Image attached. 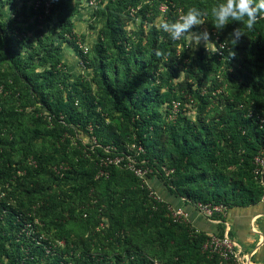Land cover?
I'll return each mask as SVG.
<instances>
[{
    "label": "trees",
    "instance_id": "trees-1",
    "mask_svg": "<svg viewBox=\"0 0 264 264\" xmlns=\"http://www.w3.org/2000/svg\"><path fill=\"white\" fill-rule=\"evenodd\" d=\"M39 1L38 7L33 6L31 14L27 16V12L20 10L19 6L33 0H0V12L9 7L10 20L7 23H12L13 26L8 34L6 31L3 35L0 32L5 38V54L11 59L16 57L15 54L19 52L11 45L17 43L19 47L34 53L41 66L47 65V70L41 74L44 81L32 79L27 68H19V60L10 64L8 72L0 67V96L21 100L23 95L17 86L19 82L26 95L35 102L39 100L38 96H42L47 114L37 115L34 122H49L46 124V133L57 136L61 148L56 151L61 154L60 160L69 167L61 170L64 180L78 183L85 196L92 192L97 199L95 206L101 211L99 221L106 219L114 229L110 234L113 240H109V244L121 252L118 258L124 255L128 264H155L145 255L129 252L134 241L126 234L127 228L122 216L132 208L133 216L129 220L133 223L132 227L146 225L144 230L153 228L159 233L160 242L167 248H173L177 259L187 261L197 255L196 259L200 256L208 264L221 260L217 254L208 251L200 253L209 237L201 232L199 238H195L188 226L166 218V204H156L161 207L157 214L151 207L152 199L148 200L147 191L138 185L135 176L130 180L124 179L117 172L120 168L114 165H96L81 150V146L86 149L90 145H81V141L80 148L69 151L70 136L74 137L77 132L94 136L102 146L100 148L108 145L117 147L114 153L116 155L122 152L127 153L125 155L131 154L125 144H135L139 152L138 162L143 159L147 162L145 167H153L155 170L158 168L160 181L180 202L190 205L223 204L228 209L259 204L264 197V187L254 174V158L264 149V19L258 20V24L252 29L250 41L245 46L248 49L246 62L237 70L236 78L242 77V85L248 87V94L243 97L242 87L231 90L226 95L219 94V102L212 114L208 108L213 101H217L216 96L200 95L196 121L180 112L181 108L175 119L169 122L166 118L170 111L162 116L158 108L161 105L170 107L175 101H182L183 96L170 87L173 85L164 82L166 73L162 67H167L171 73L172 76L168 74L170 80L183 67L187 68L186 77L180 85L190 79H197V83L200 82L202 86L211 81L208 76L213 75V85L210 87V93H213L221 86V83L218 84L219 69L223 64L231 65L228 60H219L218 54L205 55L202 49L196 52L191 50L192 55L188 56L189 50L184 39L174 41L169 33L157 28L154 22L161 13L162 4L167 6V22L179 19V14L172 10L175 0H101L100 4L105 6L97 14L102 15L105 22L98 42L94 45L93 55L89 56L92 50L87 55L81 50L78 52L84 67H90L93 71L92 79L83 81L84 90L81 91L57 87V81H63L67 69L60 58L62 46L59 43H65L75 50L78 48L72 30V17L76 11L70 6L69 0H51L48 12V0ZM186 11L187 8L183 7L181 14ZM55 15L59 20L57 19L58 25H54V40L50 42L44 37L46 32L42 27L53 21ZM31 18L36 41L29 38L23 27L24 22L27 23L26 20ZM135 18H140L142 25L150 24L148 32L142 28L136 32L127 30ZM220 38L226 42L222 35ZM181 45L182 50L179 52ZM237 47L232 50L235 51ZM232 50L225 51L226 57H229ZM157 51L161 55L158 56ZM188 57L189 63L185 64ZM3 61L4 57L0 56V66H3ZM231 79L233 80L232 77ZM157 80L164 82L162 87L169 86L170 90L166 94L149 89V85ZM92 83L99 89L98 94L92 93ZM79 84L81 82L78 79L73 86L77 87ZM50 93L53 96L51 103L48 100ZM17 106L20 107V103ZM104 112L105 116L102 115ZM2 113L1 108L0 116ZM19 114L17 107L8 113L11 118H16ZM90 127L93 132H90ZM66 133L70 134L69 137L65 136ZM44 159L46 158L36 157L35 173L39 174L42 169H46L42 168ZM55 160L53 157L51 161ZM164 165L172 172L166 174ZM7 169L5 164H0V181L5 178L4 171ZM102 169L108 175L97 179L96 176ZM31 184L39 186L36 180H32ZM19 186L27 193H32L25 183L19 182ZM11 194L17 198L16 192ZM106 197L109 212L105 213L100 206ZM57 209L58 204H53L52 198L36 205L34 201H29L28 206L21 199L15 205H11L6 199L0 201V227H7L6 230L0 228V264H5V259H8V264H38L39 260L31 262L28 256L22 254L23 244L28 246L30 243L31 248L35 245L31 238L21 235L20 231L28 227H33L34 230L37 218L46 229L47 219ZM150 215L154 218L147 220ZM26 240H29L28 244ZM48 242L45 244L52 248ZM65 249H55L53 264H100L103 260L95 258L88 251H67V246ZM33 250V254H39L42 247L36 248L38 252Z\"/></svg>",
    "mask_w": 264,
    "mask_h": 264
},
{
    "label": "rangeland",
    "instance_id": "rangeland-1",
    "mask_svg": "<svg viewBox=\"0 0 264 264\" xmlns=\"http://www.w3.org/2000/svg\"><path fill=\"white\" fill-rule=\"evenodd\" d=\"M91 1H94L93 5L91 4ZM175 1L176 3L173 4L172 10L173 12L179 14V17L182 15L181 12H183V7L187 9L190 7H197L209 12V15L204 18V23L202 25L197 26L190 33L181 37L182 39H184L186 47L189 50L188 56L192 55V53H190L191 50H194L193 52H196L202 49L204 54L207 56L218 54L219 60H222L223 62L228 60L231 63V65L223 64V66L219 69V72L217 73L220 75L218 84L221 83V86L218 87V90H216V92L214 91L213 93H210V87L213 85V75L208 76V79H210L212 82L208 81L206 84H202V86L200 82L197 83V79H190L189 81H187V83L180 85V83L183 82L186 77L187 68L183 67L181 71L178 72V75H176V77L174 78H171L170 80L168 74L170 75L171 73L167 70V67H162L164 73H166L164 82H168L173 85V87H170L176 93L182 94L183 97L181 98L183 99L182 101H175V103H173V105L170 107L161 105L158 108V112L161 115H167V112L170 111V114L166 119L167 121L171 122L175 119L177 113L182 108L180 112H182L192 121H196L199 111L200 95L211 94L212 96H216L217 101H213L208 108L212 114V112L216 110V104L219 102V94L222 93V95H226L229 94L231 90L239 89L240 87H242L243 89V97L245 96V94H248V87L242 85V77L236 78V76L238 74L237 70L240 69V66H242L241 64L246 62L248 49L245 46L250 41V34L252 29H248L244 26L243 23L240 22H230L225 29L217 30L214 26V18L211 16V8L218 3L223 2V0H183V3L182 0ZM100 2L101 0H69L70 6L76 11L75 15L72 17V30L78 48H76L75 50L65 43H59L62 46L60 58L67 65L63 81L59 80L62 81V83L59 85V81H57V87L59 88L67 87L68 89H71L73 91H81L84 90L83 81H90L93 77L92 68H84L83 66H81L78 52L82 47H88L90 50H92L91 52L89 50V56L91 57L93 55L94 45L98 42L100 31L105 22L104 17L97 14V11L105 6L101 5ZM33 6V2H24L20 4L19 9L22 11L25 10L27 12V16H29V14H31ZM166 11L167 6L165 4H162L160 6L161 13L154 22L157 28H159L158 26L160 23L166 21ZM9 15V7L2 9V11L0 12V32H2V35L4 31H6V34L10 33L11 28H13L12 23H7V21L10 20ZM57 19L58 17H56L55 15L53 21L44 24L42 27L46 32V36L44 37L48 38V41L50 42L54 40V25H58ZM26 22L27 23L24 22L23 24L26 34L29 35V38L36 41V32L34 30V26H32V18L30 20H26ZM257 24L258 22L256 23V25ZM149 27L150 24L143 23L142 25L141 19L135 18L127 27V30L136 32L142 28L145 32H148ZM236 27H241L242 31L245 33V36H243L240 39L239 43L236 45L238 46L234 51L236 53V56L234 58L226 57L225 51H227L228 49L232 50L233 48L229 33L232 32ZM204 29H207L212 34L211 40L207 42V45H205L204 42H201L197 36V34ZM55 32L58 33L57 29H55ZM220 34L225 38L224 40L227 43L221 40ZM2 35L0 34V56L4 57V61L3 66L0 67L4 68L8 72L10 71V64H13L15 60H19V68H21L22 70L24 68H27V72L32 79L44 81L45 79L44 77H41V74H43L45 70H47V65L41 66L39 58L34 56V53L19 47L17 43L11 46L19 53H16V57L11 59L8 55L5 54V38H3ZM217 37L220 38V41L226 44L225 50L221 51L217 46ZM55 43H58V41H55ZM178 49L180 52L182 50V45ZM20 58L22 61H20ZM188 63L189 57L185 60V64ZM109 72H111V70ZM231 77L233 78V80L231 79ZM78 79L80 80L81 84H79V86L77 87H74L73 84ZM164 82L157 80L149 85V89L151 91L155 89L162 95L166 94V92H168L170 88L169 86L162 87ZM21 85L22 84L20 82L17 85L23 95L21 100H17L20 103V107L17 106L19 103L17 104L16 97L3 98L0 96V106L3 110V113L0 116V138L2 140H0V164L2 166L5 164V167H8V169L4 171L5 178L0 181V195L4 192L5 196L2 199H6L11 205H15L19 199L24 200L27 206L29 205V201H34L35 205L42 204L44 200H48L49 198L53 199V204H58V209L46 221V229H44L45 226L43 225L41 220L37 218L35 220V224L37 226L34 228V230L33 227H28L20 231L21 235H26V237H28L29 239L31 238L32 241H34L33 244L35 245L31 248L29 240H26L25 242L29 244L28 246H24L23 244L21 248L22 254L24 256H28L31 262L39 260L38 264H53L54 252H56L55 249L66 250L65 248L67 246V251H81L84 253L85 251H88L95 258L103 259L101 260L100 264H128L124 255H122L121 258H118V254L121 252L118 251L115 247H111V245L109 244V240H113V238L110 237V234L112 231H114V229L113 227H110L111 224L106 219H104L103 221H99L98 217L101 211H99V209L95 206V202L97 199L93 197V193L90 192L87 196H85L83 194L81 186L77 185L78 183H74V181L69 182L67 180H64V176L62 175L61 170L64 168L69 169V167L67 163L60 160L61 154L56 151L57 149L60 150L61 148L57 136L54 134L50 136V134L46 133L48 129V126L46 124L49 123L48 119L46 118V121L48 123L44 121L38 123L34 122V119L37 118V115L47 114V108H45L41 100L42 96H38L39 100L35 102V100L26 95V92L21 87ZM53 85L55 86V80ZM92 89L93 94H98L99 89L93 83ZM48 100L50 101V103L53 100V96L51 95V93ZM177 103H179L180 106L177 110H175L174 104ZM15 107L19 108L20 114L16 116V118H11L9 117L8 113ZM102 115L105 116V112ZM108 121H110V119H108ZM90 128V132H93V129ZM69 135L70 134L66 133L65 136L69 137ZM90 137L91 136H86L84 134L82 135L80 132H77L74 137L70 136L71 144L68 148L69 151L76 150L75 148H80V144L90 145V147L86 149L81 146V150H83V152L86 153L91 161L96 165L102 163V160L106 158L104 157V155H116L114 153L117 151V147L108 145L105 148H100L102 146L99 144L97 139L95 143L93 140V138L95 139V137ZM79 141H81L80 144ZM125 146L128 150V153H131V155L139 158L138 148L135 144L129 145L127 143L125 144ZM139 150L142 151V148H139ZM125 154L127 153L122 152L119 155ZM38 156L46 158L44 159L42 165V168L44 167L46 169H42L39 174L35 173L36 157ZM53 157L56 158L55 161H51ZM144 164H147V162L146 160L142 159L140 165L145 166ZM117 168H120L117 170V172L120 176H122V178L130 180L135 176L138 179V185L147 191L148 200L152 199V202L150 203L151 207L153 206V210L157 212V214L161 211V207H157L156 204L162 202L166 204L165 217L169 218L174 223L175 218L176 220H179L177 216L174 217L176 214L175 211H177L178 209L184 210L182 208L183 205L180 207V203L173 204L171 202V200L173 199H167L165 193L163 194L162 191H167V189L163 188L164 185L159 179L158 168H156V170L153 167L150 168V170H152V175L146 181L137 177L132 171L124 167ZM163 169L170 170L168 169L167 165H164ZM96 177L98 179L100 175L97 174ZM32 180L38 181L39 186L34 187L33 184H31ZM19 182L25 183L26 186L28 185L30 190H32V193H27L24 189H22L19 186ZM160 186H162L163 189L160 188ZM13 192H16L17 194L16 199L14 198L13 194H11ZM29 196H32V198H30ZM107 199L108 197H106L101 202L100 206L103 208L105 213L109 212V203L107 202ZM181 203L184 204V206L186 204L183 202ZM151 215L149 216V218H147V220L154 218ZM132 216V208L126 210L122 216L124 226H126L127 228L126 234H128V236H130L134 241L133 245L130 246L131 249L129 252L135 251V253L137 254H140L142 256L145 255L151 261H154L155 264H208L207 261L202 260L200 256L198 257L199 259H196L197 255H195L196 257L188 258L187 261L177 259V257H175L173 254V248H167L166 245L160 242L158 236L159 233L156 232L153 228H147L146 230H144L143 227L146 228V225L132 227L133 223H130L129 221ZM215 218L220 220L223 219V217L221 216H215ZM180 220L181 221L177 222L181 223L182 225L188 226L191 230L192 236H194L195 238H199L202 231L196 229L192 225L191 221L183 219L181 217ZM0 228L6 230L7 227L2 226ZM7 233L9 234V230H7ZM221 234L222 232H219V236ZM207 236L209 237L210 235ZM47 241H49V245H52V248H48V245L45 244V242ZM207 241L208 240H205L202 248L200 249L201 254L206 252L205 245L207 244ZM231 241L234 246L233 250L236 254V257L231 260H226L224 257L220 256L221 260H218V262H216L215 264H246L248 260V253H243V251L240 250L239 245H237L234 240ZM63 243L66 246H64ZM39 246L42 247L41 252L39 254H33V249L36 250V248H38ZM46 254L49 256H46ZM208 257L212 258L211 256ZM4 261L5 264H8V259H5Z\"/></svg>",
    "mask_w": 264,
    "mask_h": 264
},
{
    "label": "crops",
    "instance_id": "crops-1",
    "mask_svg": "<svg viewBox=\"0 0 264 264\" xmlns=\"http://www.w3.org/2000/svg\"><path fill=\"white\" fill-rule=\"evenodd\" d=\"M163 188L165 189L164 186ZM162 192L167 199H173V204L180 203V207L183 205L188 220L196 229L206 235H219V232H222L234 240L243 253H248L246 264H264V200L254 206L228 209L226 215L221 216V220H209L200 215L193 205L184 206L170 192Z\"/></svg>",
    "mask_w": 264,
    "mask_h": 264
},
{
    "label": "clouds",
    "instance_id": "clouds-1",
    "mask_svg": "<svg viewBox=\"0 0 264 264\" xmlns=\"http://www.w3.org/2000/svg\"><path fill=\"white\" fill-rule=\"evenodd\" d=\"M209 12L197 7H190L185 14L175 22H162L159 28L169 33L172 40H179L182 36L190 33L194 28L204 23V18ZM211 16L214 18V26L217 30L225 29L230 22L243 23L248 29H253L258 20L264 19V0H223V2L211 8ZM198 39L207 45L212 34L204 29L197 34ZM245 36L241 27H236L229 33L233 48ZM161 55L159 51L156 53ZM236 53L232 50L229 57L234 58Z\"/></svg>",
    "mask_w": 264,
    "mask_h": 264
},
{
    "label": "built area",
    "instance_id": "built-area-1",
    "mask_svg": "<svg viewBox=\"0 0 264 264\" xmlns=\"http://www.w3.org/2000/svg\"><path fill=\"white\" fill-rule=\"evenodd\" d=\"M47 2L48 3L46 4L47 5L46 12H48L49 10L51 0H48ZM33 3H34V7L36 8L38 7L40 1L33 0ZM91 4L93 5L94 1H91ZM216 43L221 51L226 49L225 47L226 44L220 41L219 37H217ZM89 50L90 49L88 47L81 48V51L84 55H87ZM80 63H81V66L84 67V62L82 60H80ZM179 105H180L179 103L174 104L175 110L178 109ZM0 111H1V108H0ZM261 122H263V120H261ZM93 140L96 143V139L93 138ZM101 165H104V166L114 165L116 167H124L132 171L137 177L143 179L144 181L148 180V178L152 174V170H150V168L141 166L137 158L131 154H128V155H118L117 154L115 156L113 155L106 156V158L102 160ZM163 170L166 172V174H169L172 172V170H165V169ZM254 174L256 178L258 179V181L261 183V185L264 187V149H262L254 158ZM99 175L107 176L108 172L102 169L99 171ZM4 196H5V193L4 192L1 193L0 201L3 200L2 198ZM263 200H264V197H263ZM193 206L195 207V209L200 215H202L203 217L209 220L214 219L215 216H224L226 215L228 211V208L224 206L223 204L214 205L210 203H207V204L197 203ZM175 213L176 214L174 217L177 216L179 219V220H176L175 218L174 219L175 222L181 221L180 217L188 220L187 215L184 212V210L178 209L177 211H175ZM233 247L234 246L232 244V241L227 235L219 236L217 234L210 235L208 238L207 244L205 245L206 251L212 254H217L221 257H224L226 260H231L236 257Z\"/></svg>",
    "mask_w": 264,
    "mask_h": 264
}]
</instances>
